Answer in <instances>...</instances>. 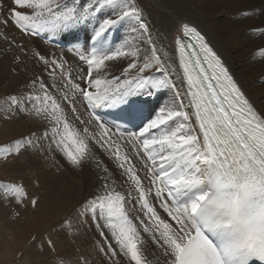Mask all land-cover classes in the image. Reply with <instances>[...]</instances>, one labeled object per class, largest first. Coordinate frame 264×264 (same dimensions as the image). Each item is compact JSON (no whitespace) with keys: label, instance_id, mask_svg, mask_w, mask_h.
Wrapping results in <instances>:
<instances>
[{"label":"snow or ice","instance_id":"1","mask_svg":"<svg viewBox=\"0 0 264 264\" xmlns=\"http://www.w3.org/2000/svg\"><path fill=\"white\" fill-rule=\"evenodd\" d=\"M247 34L264 38V19ZM0 40L24 71L0 122L35 125L0 142L17 172L0 204L37 206L23 174L41 161L88 172L29 242L47 264H264V106L203 27L158 28L146 0H0Z\"/></svg>","mask_w":264,"mask_h":264},{"label":"bare ground","instance_id":"2","mask_svg":"<svg viewBox=\"0 0 264 264\" xmlns=\"http://www.w3.org/2000/svg\"><path fill=\"white\" fill-rule=\"evenodd\" d=\"M152 2V9H150L151 18L157 21L156 23L153 22L158 28H164L171 22L172 18L178 16L183 17L186 20L195 21L203 27L212 38L213 44L226 57L232 72L243 82L246 91L252 97L253 101L257 106H264V60H260L254 54L259 51V46L264 45V38L259 37L258 34L256 38H252L247 34L249 28L259 24L261 19H264V17H261L260 15V13L264 12V0H225V12L220 11V7H223V0H190L189 4L183 6L180 5L179 7L177 6L175 10H169L166 5L164 6L162 0H152ZM242 9L254 12V17L241 19L240 10ZM15 35H17V43L21 42L20 33L17 32ZM23 39V42L27 43L26 40L28 39L26 37H23ZM29 65L32 67L31 62H29ZM246 74H250L254 85L258 86H255V88H257L256 92L253 91V87L247 82L245 78ZM5 75L7 76L6 79H10L7 74ZM12 79H10L12 80L10 81L11 84H17L16 78ZM9 87L12 89L15 86ZM9 87L5 89V92L11 90ZM260 95L263 96L261 99L259 98ZM18 125L25 133H27L30 128L35 127V125H33L28 119L26 122ZM17 134L18 132H15L13 137L17 136ZM43 166H46V169H44ZM53 173L58 176L57 181L59 182H52V184L47 183L48 181L53 180ZM61 174L62 173L58 172L55 168H50L47 165H44L42 161L37 167L29 169L23 174V179L25 184L30 180L32 182L31 185L27 187L30 198L35 195L36 197H39V199H42L43 195L45 199L51 201L53 204H51L52 206H58L59 209H62V204H65L64 208L71 206L73 196L76 194L82 195V189L85 182L81 180L78 187H75L73 181L61 177L62 175H65ZM5 175L15 178L17 174L10 171ZM68 180L69 184L67 183ZM60 186H62L63 189ZM57 187L60 190H57ZM55 191H58L59 195L57 198H54V200L52 196ZM41 202L44 203L45 200L43 199ZM5 211V206L0 204V229L5 228ZM7 235L8 239L13 241L14 230H7ZM15 242L16 241L11 244L14 245V247H17ZM76 243H79V241ZM11 251L12 249H7V253H10V255L8 254V259L11 257ZM28 260L29 258L27 257L24 262L26 263ZM47 262L48 261L45 263L43 262L42 264H47Z\"/></svg>","mask_w":264,"mask_h":264},{"label":"rangeland","instance_id":"3","mask_svg":"<svg viewBox=\"0 0 264 264\" xmlns=\"http://www.w3.org/2000/svg\"><path fill=\"white\" fill-rule=\"evenodd\" d=\"M162 1L164 3V6L166 5L169 8V10H175L177 6L179 7L180 5L183 6L190 3V0H162ZM146 3L148 6V10L150 12V9H152L153 2L152 0H146ZM222 4L223 7H220V11L225 12V0H223ZM152 21H154L155 23L157 22L154 19H152ZM15 36L17 39V35ZM21 41H24L23 36H21ZM26 42L27 44L32 43L30 40H26ZM5 51L6 49L4 46V42L0 40V97H3L5 93V89H7V87L9 86L16 87L17 84H19L20 81L24 78L23 66L21 65L20 67H16V65L12 61L13 51H8L7 55L5 54ZM52 51H56V50H52ZM13 69H15V72L13 71ZM29 69H31L30 65H29ZM36 71L39 70L36 69ZM5 74H7L10 79L16 78L17 84L15 85L11 84L10 81H12L13 79L12 80L6 79L7 76ZM28 74L30 75L31 72L29 71ZM245 78L247 82L253 87V91L256 92L257 88H255V86L257 85H254L251 75L246 74ZM9 89L11 88L9 87ZM262 97H263L262 95L259 96L260 99ZM26 121H27L26 118H18L14 122L11 128L5 126L2 122H0V142L10 140L15 132H18L17 136L21 133H25L20 129L18 124L24 123ZM61 163L63 162L61 161ZM6 167L7 166L3 163V161L0 160V176H5ZM43 168L46 169V166H43ZM10 171H13L15 174H17V172L15 170H12L11 168H9L8 172ZM58 172L65 174V175L61 174L62 175L61 177L68 178L69 180L73 181L75 183V187H78V184L80 183L81 180L85 182V178L88 176L87 170H85L83 174L67 168H65L64 171H58ZM57 180H58V176L55 173H53V180H50L47 183L52 184V182H56ZM69 180L67 181L68 184H69ZM31 183H32L31 180L28 181L26 183V186L29 187ZM60 187L62 188V186ZM56 189L60 190L58 187ZM58 195H59L58 191L57 192L55 191L53 193L52 198L53 199L57 198ZM80 196H81L80 194L74 195L73 199L71 200L72 205L64 208L65 204H62L63 205L62 209H59V207L55 205L52 206L53 204L51 203V201L45 199L43 195H42V199H38V203L36 207H32L31 204L29 203V200H25L24 204L22 205L9 204L5 206L6 208L5 219H4L5 228L0 229V264H42L43 262L45 263L46 261H49L51 255L46 249L36 247L29 242L31 241L33 236H39V234L41 233L47 235L49 232H52L53 228L57 226L58 222L62 219V217L67 212L71 211V209L76 205ZM43 199L45 200L44 203L41 202L43 201ZM17 213L19 214L17 215ZM9 229L14 230L13 241L8 239L7 230ZM14 241H16L15 243L17 244V247H14V245L11 244ZM8 248L12 249L11 257L9 259H8V254L10 255V253H7ZM27 257L29 258V260L25 263L24 260Z\"/></svg>","mask_w":264,"mask_h":264}]
</instances>
